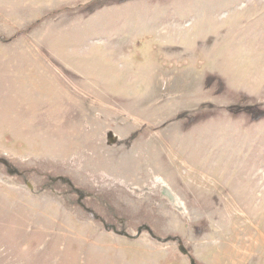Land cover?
<instances>
[{
  "label": "rangeland",
  "instance_id": "rangeland-1",
  "mask_svg": "<svg viewBox=\"0 0 264 264\" xmlns=\"http://www.w3.org/2000/svg\"><path fill=\"white\" fill-rule=\"evenodd\" d=\"M0 264H264V0H0Z\"/></svg>",
  "mask_w": 264,
  "mask_h": 264
}]
</instances>
